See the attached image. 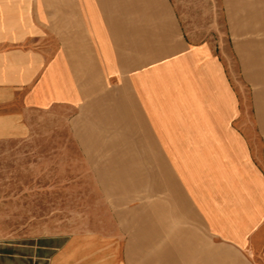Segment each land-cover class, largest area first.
Wrapping results in <instances>:
<instances>
[{
  "label": "rangeland",
  "instance_id": "rangeland-1",
  "mask_svg": "<svg viewBox=\"0 0 264 264\" xmlns=\"http://www.w3.org/2000/svg\"><path fill=\"white\" fill-rule=\"evenodd\" d=\"M155 5L135 20L158 13L177 33L120 25L119 56L105 72L67 71L55 42L57 65L40 74L28 135L0 140V248L89 230L118 237L123 251L128 237L158 247L159 226L196 224L172 195L183 186L203 223L247 225L240 253L264 264L261 65L244 46L242 69L224 0Z\"/></svg>",
  "mask_w": 264,
  "mask_h": 264
},
{
  "label": "crops",
  "instance_id": "crops-1",
  "mask_svg": "<svg viewBox=\"0 0 264 264\" xmlns=\"http://www.w3.org/2000/svg\"><path fill=\"white\" fill-rule=\"evenodd\" d=\"M157 2L168 7V0H0V140L28 135L27 109L38 94L40 74L57 65L56 41L63 43L57 59L67 71L79 67L88 73L105 72L107 60L119 56L112 42L119 40L120 25H150L149 31L162 26L155 31L177 33L176 23L165 16L160 19L158 13L147 14L155 21L135 20L139 13L157 8ZM224 8L231 35L243 42L239 46L242 69L248 66L246 46V58L251 56L261 65L259 78L264 82V0H224ZM257 96L256 120L264 134V97ZM182 187L172 195L196 224L178 221L159 226L158 247L151 246L152 237L140 242L143 249L128 237L123 251L118 237L97 230L44 234L27 242L5 243L0 248V264H249L239 249L247 243L244 229L248 226L222 230L203 223L197 195L191 205ZM232 232L238 235H227ZM209 233L220 234L224 240Z\"/></svg>",
  "mask_w": 264,
  "mask_h": 264
}]
</instances>
